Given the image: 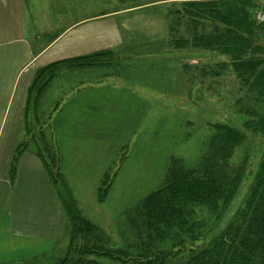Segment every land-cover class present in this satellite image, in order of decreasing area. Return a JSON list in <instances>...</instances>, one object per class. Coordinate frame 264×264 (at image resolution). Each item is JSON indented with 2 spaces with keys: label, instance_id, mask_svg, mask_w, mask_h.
<instances>
[{
  "label": "crops",
  "instance_id": "0c3cea01",
  "mask_svg": "<svg viewBox=\"0 0 264 264\" xmlns=\"http://www.w3.org/2000/svg\"><path fill=\"white\" fill-rule=\"evenodd\" d=\"M191 1L206 0H0V264H58L65 259L72 264H136L125 256L90 252L91 246L115 252L132 237L127 229L129 241L123 240V231L118 244L117 232L98 226L77 205V213L94 230L74 235L75 211L64 207L65 199L37 154L36 140L43 132L50 152L58 150L64 144L59 136L68 128L83 143L74 151L98 150L107 120L128 118L139 103H152L155 97L147 88L153 86L142 83L146 90L139 92L138 81L126 75L138 66L128 59L135 53L129 48L132 40L150 39L131 24L143 23L139 18L147 14L149 26L163 25L171 7ZM257 19L262 21L263 14ZM83 57L95 62H70ZM103 57L105 62L96 63ZM43 69L54 74L39 85L44 79L35 78ZM25 141L24 152L15 158ZM68 199L74 201L70 193Z\"/></svg>",
  "mask_w": 264,
  "mask_h": 264
},
{
  "label": "trees",
  "instance_id": "16d2710c",
  "mask_svg": "<svg viewBox=\"0 0 264 264\" xmlns=\"http://www.w3.org/2000/svg\"><path fill=\"white\" fill-rule=\"evenodd\" d=\"M180 7L173 13L169 31L174 33L180 22L185 23L186 37L169 43L198 59L203 65L198 78L208 88L231 77L238 86L237 98L232 100L235 111L228 107L244 120L210 123L207 148L196 165L172 160L161 187L128 211L133 212L131 217H125L130 234L139 240L115 252L87 249L116 258L124 255L136 264H264V19L256 16L259 12L264 16V0L191 1ZM70 62L74 66L92 63L89 57ZM42 72L48 73L42 77ZM53 74L43 69L35 81L44 79L41 85ZM38 133L37 154L55 183L59 173L52 169L55 159L44 133ZM254 139L258 145L251 159L256 161H250L245 147ZM28 143H20L15 158ZM103 198L98 190V200ZM63 204L75 211L74 235L94 230L71 199ZM58 264L72 263L65 259Z\"/></svg>",
  "mask_w": 264,
  "mask_h": 264
},
{
  "label": "rangeland",
  "instance_id": "374dc122",
  "mask_svg": "<svg viewBox=\"0 0 264 264\" xmlns=\"http://www.w3.org/2000/svg\"><path fill=\"white\" fill-rule=\"evenodd\" d=\"M179 8L180 4H175L169 9L163 25L149 26L147 14L139 18L143 23L131 24V28L138 31L144 29L143 33L150 39L137 37L132 40L129 48L135 53L128 59L138 66L126 75L132 74L138 81L139 92L146 90L143 84L153 86L147 88V94L155 97L152 103H139L138 111L128 118L107 120L106 134L100 138L104 142L98 150L83 147L82 151H74L83 143L70 135L71 129L67 128L59 136L64 144L50 152L55 159L52 169L59 170L58 175L55 174V185L61 196L67 199L70 193L86 216L96 219L98 226L105 230L110 226L109 229L117 232L118 240L120 233L130 228L129 224L126 228L124 224L125 217L133 213L128 211L161 187L173 159L186 166L197 164L207 148L210 123L228 119L241 124L244 120L242 115L229 110L230 107L235 111L232 100L237 98L238 88L231 77L225 76L219 84L213 85V89L208 88V83L198 78L203 67L198 59L186 56L185 48H175L169 43L174 38L186 37L187 24L182 22L176 32H166L172 17L173 20L176 17L173 13ZM158 48L163 51L157 52ZM152 50L156 54L146 56ZM105 60L103 57L96 63ZM47 122L41 121V125ZM257 145L254 139L245 147L250 151V161H256L251 158ZM98 190L104 197L102 204L96 200ZM245 194L246 189L242 188L240 196ZM110 219L116 220V224L108 225ZM122 236L129 241L127 231ZM130 236L133 242L141 238ZM118 240L116 242L121 245ZM74 256L77 258L76 254Z\"/></svg>",
  "mask_w": 264,
  "mask_h": 264
}]
</instances>
